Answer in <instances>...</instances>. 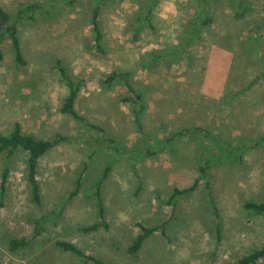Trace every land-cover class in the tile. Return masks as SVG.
<instances>
[{"label": "rangeland", "instance_id": "obj_1", "mask_svg": "<svg viewBox=\"0 0 264 264\" xmlns=\"http://www.w3.org/2000/svg\"><path fill=\"white\" fill-rule=\"evenodd\" d=\"M99 1L101 50L91 24ZM252 1L239 18L235 0H213L209 12L205 0H0L11 13L32 2L51 9L20 30L26 66L17 65L10 40L3 44L0 130L9 133L19 122L37 137H68L40 159V204L28 183L26 153L0 156V184L9 168L0 264H82L57 248L58 240L113 264H229L264 245V217L244 206L264 200V77L255 83L264 70V43H257L264 0ZM205 15L211 23H203ZM58 61L73 80H84L77 110L115 139L93 156L87 127L61 111L69 90ZM116 69L131 71L144 94L140 122L122 100L127 87L103 84ZM183 129L192 131L178 143L167 141ZM221 155L194 192L168 203L175 187L192 186L199 168ZM108 165L101 187L108 227L86 232L101 220L95 183ZM43 216L42 235L11 250L10 240L32 237L31 219ZM135 222L166 223L167 236H151L133 255Z\"/></svg>", "mask_w": 264, "mask_h": 264}, {"label": "trees", "instance_id": "obj_2", "mask_svg": "<svg viewBox=\"0 0 264 264\" xmlns=\"http://www.w3.org/2000/svg\"><path fill=\"white\" fill-rule=\"evenodd\" d=\"M212 1L213 0H205V10H207L208 12L210 11ZM235 2L237 4L236 16L239 18H244L253 7L252 0H235ZM50 11L51 9L47 7L46 3L32 2L22 5L18 8L16 12L11 13L10 11L6 10L5 7L0 3V58H3L4 54L3 44L7 40H10L11 50L14 54L17 65L21 67L26 66L28 61L25 58L23 52L22 42L20 39V30L22 27L34 21L36 16H43L49 14ZM101 12V2L99 1L97 4H95V7L93 8L91 24L93 32L95 34L96 46L100 50L103 49L102 42L104 39V32L100 20ZM151 12L152 10L150 9V12L145 16V20L150 21L149 18ZM202 21L204 24H209L212 22V18L208 15H205L202 18ZM259 35L260 39L259 41L257 40V43L262 44L264 43V34ZM161 57L162 56L160 55V58ZM262 58L264 60V52L262 53ZM58 69L62 78L61 81L66 84L69 90L64 100V103L61 106V111L62 113L73 117L76 121L87 127L88 135L86 138V144L89 146L90 151H92L90 156H93L95 151H98L101 148L104 141L115 143V139L109 135V132L105 127L95 124L94 122L89 120L87 116L77 110L76 101L79 96V92L81 91L84 85V80H73L71 75L68 73L67 68L62 66L60 61H58ZM132 74L133 73L128 70H113L111 73L105 76V78L103 79V84L106 87H110L118 83L121 85L123 84L127 87L129 94L123 96L122 100L131 103L134 106L135 120L137 122H140L141 115L143 113V110L145 109V106L143 104L144 94L142 92H139L134 87L131 81ZM263 77L264 70L262 72L261 77H258L255 83ZM195 130L197 129L195 128ZM191 131V129H183L182 131L173 134L172 137L169 138L167 141H173L174 143H178L182 141L185 137H187V135ZM210 138H213L212 135L210 136ZM67 139V136H63L61 134H56V136L53 138L37 137L33 134L25 132L19 122H16L14 124L13 129L9 133H3L0 130V156L5 155L7 158H11L19 151H23L26 153L27 179L31 189L33 201L38 204L42 202L40 182L37 178L38 165L40 159ZM228 147L229 144L225 143V147L223 146L224 152L229 149ZM223 156L224 155H221L216 160L214 158L212 160L210 159L207 164H203V166L199 168L201 176L196 180V182L192 186L186 188L175 187L168 203L172 205L174 204L175 199L194 192L195 189H197V187L200 185L201 181L208 177L209 170L211 169V167H213V165H215V162L216 164L220 162ZM110 171L111 166L108 165L104 171V174L95 183V185L97 186L95 195L98 200V209L101 220L97 223L85 227L84 230L86 232L98 230L101 226L108 227V224L105 222L106 213L103 203L101 187L102 184L106 181ZM8 178L9 168L6 167L2 174V180L0 184V208L5 205L3 197L6 193ZM77 185H81V179H78ZM207 187L209 189L212 207L215 211L218 220L221 221L220 210L214 203V199L211 194L212 189L210 182L207 183ZM244 206L246 207V209L252 210L256 214L262 215L264 217V200L259 202L247 201L245 202ZM47 218L48 216H43L39 219H31V221H33L36 225V231L34 235L32 237L12 238L9 242L10 249L16 251L20 248L26 247L30 243H32L33 240L36 239V237L42 235V223H44ZM133 227H136L138 229L132 243L128 247V252L133 255H136L142 249L145 242L151 236L160 233V231L164 236H167L166 223L162 225L148 226L141 222H135L133 223ZM219 227L221 228L220 222ZM56 247L59 248L61 251L75 254L76 256L81 258L82 264H113L112 261L108 259L85 253L83 249H81L78 245L71 241L58 240L56 242ZM262 259H264V245L260 248L254 249L253 251L241 257H238L235 261L229 264H259Z\"/></svg>", "mask_w": 264, "mask_h": 264}]
</instances>
